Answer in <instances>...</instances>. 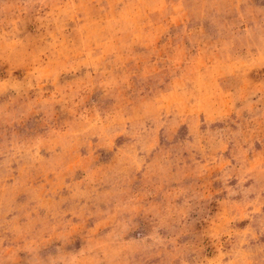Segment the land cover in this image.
Here are the masks:
<instances>
[{"label":"rangeland","instance_id":"374dc122","mask_svg":"<svg viewBox=\"0 0 264 264\" xmlns=\"http://www.w3.org/2000/svg\"><path fill=\"white\" fill-rule=\"evenodd\" d=\"M0 264H264V0H0Z\"/></svg>","mask_w":264,"mask_h":264}]
</instances>
